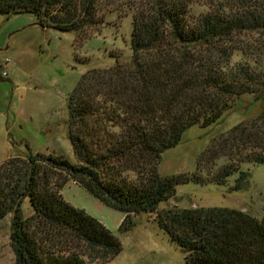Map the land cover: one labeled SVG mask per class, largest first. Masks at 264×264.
<instances>
[{
  "label": "trees",
  "instance_id": "16d2710c",
  "mask_svg": "<svg viewBox=\"0 0 264 264\" xmlns=\"http://www.w3.org/2000/svg\"><path fill=\"white\" fill-rule=\"evenodd\" d=\"M67 0H0V15L28 13L42 26ZM80 0V17L55 20L80 32L98 3ZM143 1V2H142ZM129 0L131 56L82 74L68 94V138L75 161L35 152L0 163V221L12 214L14 264H104L122 249L95 217L64 199L73 180L103 203L156 222L185 250L184 264H264V214L210 206L158 210L190 175H162L157 163L191 126L207 127L244 94L264 97V0ZM191 4L206 7L193 14ZM120 5V4H118ZM225 158L208 181L223 184L244 163H264V109L213 138L199 157ZM206 158V157H205ZM198 162V163H199ZM28 200L32 212L26 214Z\"/></svg>",
  "mask_w": 264,
  "mask_h": 264
},
{
  "label": "rangeland",
  "instance_id": "374dc122",
  "mask_svg": "<svg viewBox=\"0 0 264 264\" xmlns=\"http://www.w3.org/2000/svg\"><path fill=\"white\" fill-rule=\"evenodd\" d=\"M132 1V0H131ZM136 4L142 0H134ZM143 2V1H142ZM120 4V5H118ZM193 14L206 7L191 4ZM129 0L114 5L98 3L80 32L63 31L55 20L80 17V0H67L42 26L33 15H0V163L11 156L24 157L37 151L63 155L74 162L68 138V94L83 73L130 59L132 13ZM55 19V20H54ZM6 74H3V73ZM264 109V97L250 94L238 98L235 108L207 127L193 125L178 144L167 149L157 163L162 175L195 174L197 180L181 183L158 210L221 206L240 209L260 217L264 214V163H244L247 178L234 190L239 172L225 183L208 181L226 162L199 157L213 138L235 124L255 117ZM199 162V163H198ZM65 200L95 217L120 240L122 249L104 264H184L185 250L156 222L155 212L133 215L134 226L122 231L124 213L106 205L79 183L64 185ZM26 214L31 207L26 199ZM12 214L0 221V264H14L10 244Z\"/></svg>",
  "mask_w": 264,
  "mask_h": 264
},
{
  "label": "built area",
  "instance_id": "2783aa9c",
  "mask_svg": "<svg viewBox=\"0 0 264 264\" xmlns=\"http://www.w3.org/2000/svg\"><path fill=\"white\" fill-rule=\"evenodd\" d=\"M3 74H6L5 72Z\"/></svg>",
  "mask_w": 264,
  "mask_h": 264
}]
</instances>
